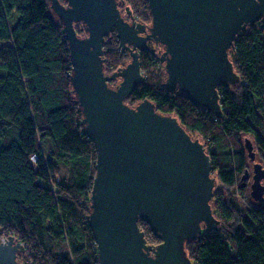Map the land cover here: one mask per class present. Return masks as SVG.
I'll use <instances>...</instances> for the list:
<instances>
[{
    "label": "trees",
    "instance_id": "trees-1",
    "mask_svg": "<svg viewBox=\"0 0 264 264\" xmlns=\"http://www.w3.org/2000/svg\"><path fill=\"white\" fill-rule=\"evenodd\" d=\"M123 1L133 16L149 20L145 0ZM104 52L106 74L126 65L128 56L114 32ZM228 57L239 82L218 89L219 118L194 107L178 90L166 91L165 71L150 52L139 54L142 83L124 102L134 107L148 100L157 113L175 117L190 136H198L222 186L210 203L218 231L185 242L192 264H264V203L254 205L244 197L240 177L246 156L238 142L249 135L264 152L259 23L236 36ZM155 67L157 74L144 76ZM70 74L68 43L49 0H0V238L22 244L24 253L17 256L22 264H98L87 225L96 151L82 134ZM234 186L245 205L239 207L228 193ZM138 227L147 246L160 243L147 224Z\"/></svg>",
    "mask_w": 264,
    "mask_h": 264
},
{
    "label": "water",
    "instance_id": "water-1",
    "mask_svg": "<svg viewBox=\"0 0 264 264\" xmlns=\"http://www.w3.org/2000/svg\"><path fill=\"white\" fill-rule=\"evenodd\" d=\"M150 26L120 14L123 0H49L61 22L71 63L69 81L82 114L84 134L96 151L87 225L98 264H192L185 242L218 231L211 209L215 179L203 144L173 116L156 112L143 100H125L141 85L139 53L147 42L163 48L168 92L178 90L197 108L221 116L219 88L236 85L228 52L236 36L255 24L264 34V0H145ZM76 25L86 35L79 37ZM115 33L129 63L104 71V44ZM119 79L114 87L108 83ZM248 157L253 145L245 141ZM249 171L240 177L246 187ZM264 170L254 165L250 198L264 203ZM144 222L160 243L146 245ZM5 240V239H4ZM24 247L13 237L0 243V264H22Z\"/></svg>",
    "mask_w": 264,
    "mask_h": 264
},
{
    "label": "rangeland",
    "instance_id": "rangeland-1",
    "mask_svg": "<svg viewBox=\"0 0 264 264\" xmlns=\"http://www.w3.org/2000/svg\"><path fill=\"white\" fill-rule=\"evenodd\" d=\"M146 5H147V3H146ZM147 9H148V6H147ZM148 14H149V20L148 21H143L140 17H139V15H135L134 16V19H135V21L136 22H138V23H142V24H148V25H150L151 24V16H150V13H149V9H148ZM76 26H78V25H76ZM81 36L83 37V36H85L86 35V31L85 30H81ZM152 49H153V51H154V53L157 55V57L162 53V49L161 48H159V47H152ZM124 54V53H123ZM128 57L127 58H125V63H124V65L125 64H127V63H129V61H130V57H129V55H127ZM158 63H159V70H160V72H161V67L164 69V65L163 64H161L159 61H158ZM158 69H156V67L155 68H152V69H150V71H145V73H144V76L145 77H147V78H150V76L149 75H151L152 73H158V71H159ZM165 71V70H164ZM166 75V74H165ZM166 78V77H165ZM119 80V79H118ZM120 81V80H119ZM119 81H116L115 80V82H112L111 83V87H115L117 84H118V82ZM164 82H165V80H164ZM230 86H232V85H230ZM194 138H196V137H198V136H196V135H194L193 136ZM199 139V138H198ZM246 140H249L251 143H252V145H253V148H252V151H251V153L253 154V161H251L250 160V158L248 157V152H247V150H246V148H245V141ZM199 141H200V139H199ZM201 142V141H200ZM238 142L241 144V146H242V149H243V151H244V153H245V156H246V169L249 171V178H251V176L253 175V170H254V165L255 164H259V165H261L262 166V169L264 170V152L263 151H261L260 149H258V147H256L255 146V144L253 143V139H252V137L251 136H249V135H241L239 138H238ZM211 174H212V172H211ZM212 177H214V179H215V186H214V189H213V191H216L217 189H219V188H222V186H221V184L218 182V179H217V177H216V174H212ZM252 182V180L251 179H249L248 181H247V183H251ZM262 185L264 186V181H262ZM244 189V191H245V193H244V197H245V199L247 198V200L251 203V204H258V203H256V202H254L251 198H250V196H249V185L247 186L246 185V187H244L243 188ZM228 193L231 195V197L233 198V199H235L236 200V202H237V204H238V206L240 207V206H243V205H245L246 203V201H244V197H242L241 196V194H240V191L237 189V187H233L232 189H230L229 191H228ZM212 200H213V198H212ZM212 200H211V202H212Z\"/></svg>",
    "mask_w": 264,
    "mask_h": 264
},
{
    "label": "flooded vegetation",
    "instance_id": "flooded-vegetation-1",
    "mask_svg": "<svg viewBox=\"0 0 264 264\" xmlns=\"http://www.w3.org/2000/svg\"><path fill=\"white\" fill-rule=\"evenodd\" d=\"M63 5H66V3H65V0H59ZM119 10H120V14L122 15V17L126 20V21H128V22H130V19H129V17H128V15L126 14V11H125V6H123V4H119ZM132 17H133V19H134V16H133V14H132ZM134 21H135V19H134ZM136 22V21H135ZM146 26H150V25H148V24H145ZM80 27H82L81 25H79ZM80 27H79V29H80ZM147 46H148V50H144V51H142V52H140L139 54H143L144 52H150V53H152V54H154V51H153V49H152V47H159V48H161L162 49V51H163V48L160 46V45H155V44H152L151 42H147ZM125 55H128L127 54V52H125L124 53ZM116 81H119L118 79L116 80ZM112 82H115V81H112ZM120 82V81H119ZM118 82V83H119ZM114 88V87H113ZM253 176V175H252ZM252 176H251V178H249V179H251L252 180ZM252 183V182H251ZM251 183H246L247 184V186L248 185H250Z\"/></svg>",
    "mask_w": 264,
    "mask_h": 264
},
{
    "label": "built area",
    "instance_id": "built-area-1",
    "mask_svg": "<svg viewBox=\"0 0 264 264\" xmlns=\"http://www.w3.org/2000/svg\"><path fill=\"white\" fill-rule=\"evenodd\" d=\"M5 241H6V238H4V237L0 238V243H4Z\"/></svg>",
    "mask_w": 264,
    "mask_h": 264
}]
</instances>
